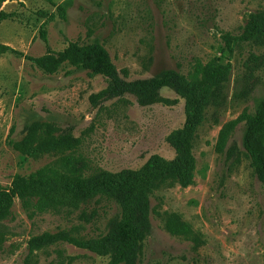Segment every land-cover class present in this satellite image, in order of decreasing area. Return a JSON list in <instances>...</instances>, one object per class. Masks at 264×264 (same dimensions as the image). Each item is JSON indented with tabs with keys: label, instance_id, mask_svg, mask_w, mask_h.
<instances>
[{
	"label": "rangeland",
	"instance_id": "1",
	"mask_svg": "<svg viewBox=\"0 0 264 264\" xmlns=\"http://www.w3.org/2000/svg\"><path fill=\"white\" fill-rule=\"evenodd\" d=\"M61 1L0 4L15 13L0 20V41L15 49L0 55V186L9 189L45 165L97 175L137 170L153 155L173 159L172 135L188 102L183 78L197 59L219 57L231 72L212 90L192 136L189 179L170 170L139 200L138 240L122 264H264V182L242 146L264 101V37L235 41L231 53L225 41L264 13V0H64L67 19L46 22V44L36 12ZM95 39L123 89L90 69L38 65L70 42ZM166 70L181 76L185 94L169 83L135 91ZM260 138L264 143V133ZM121 212L117 197L105 193L32 215L17 198L0 218V264H108L111 248L34 238L63 233L99 241L113 233Z\"/></svg>",
	"mask_w": 264,
	"mask_h": 264
},
{
	"label": "trees",
	"instance_id": "2",
	"mask_svg": "<svg viewBox=\"0 0 264 264\" xmlns=\"http://www.w3.org/2000/svg\"><path fill=\"white\" fill-rule=\"evenodd\" d=\"M5 0H0V4ZM38 19L43 20L40 25V36L47 44L48 35L45 24L56 18L67 19L65 4L59 3L53 11L39 9ZM15 15L0 9V20ZM264 37V13L251 15L240 35H227L225 41L228 51L233 50L232 44L238 40H252ZM15 49L0 41V55ZM38 65L47 72H54L61 65H70L78 69H90L95 74L108 78L110 84L123 89L125 84L118 79V73L113 65L104 44L95 39L89 43L79 44L70 42L61 49L56 57L37 59ZM231 72V62H222L219 57L203 62L197 59L186 79L188 85L185 121L182 127L172 135V144L177 155L173 159H166L160 155H153L141 168L126 169L119 173L108 171L92 174L84 168L61 169L55 165H45L31 173L28 177L18 178L9 189L0 186V218L6 217L17 198L21 199L24 207L32 215L34 209L46 210L57 206L77 207L85 198L97 193H105L110 197H117L121 203V217L112 234L99 241L81 242L67 237L63 233H45L34 240L54 241L66 238L75 244L90 248L96 252H105L111 248L113 255L108 264H122L132 252L138 240L136 215L139 210V200L147 196L151 185L172 170L181 180L189 179L194 165V155L191 150L192 136L203 119V110L212 90L220 86ZM181 76L166 70L146 82L135 91H147L164 83L172 84L179 92L185 94L176 79ZM187 80V81H186ZM145 82V81H144ZM130 85V84H129ZM264 133V101L258 105L256 113L249 118L242 138V146L249 155L253 166L264 182V143L260 138ZM32 207L33 210L29 211Z\"/></svg>",
	"mask_w": 264,
	"mask_h": 264
},
{
	"label": "crops",
	"instance_id": "3",
	"mask_svg": "<svg viewBox=\"0 0 264 264\" xmlns=\"http://www.w3.org/2000/svg\"><path fill=\"white\" fill-rule=\"evenodd\" d=\"M46 2L50 1V0H45ZM64 0L61 1V3L63 2Z\"/></svg>",
	"mask_w": 264,
	"mask_h": 264
}]
</instances>
